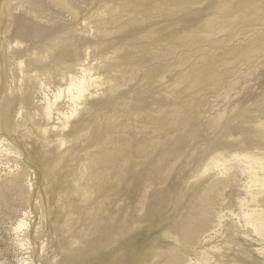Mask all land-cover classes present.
I'll return each mask as SVG.
<instances>
[{"label": "rangeland", "instance_id": "rangeland-1", "mask_svg": "<svg viewBox=\"0 0 264 264\" xmlns=\"http://www.w3.org/2000/svg\"><path fill=\"white\" fill-rule=\"evenodd\" d=\"M0 1V264H162L216 172L238 166L229 153L264 151V0H64L75 16L52 0ZM17 51L53 91L89 52L112 83L65 128L35 81L21 88ZM194 70L206 82L182 81ZM214 153L224 164L203 174ZM241 197L233 179L209 217L239 213ZM239 220L227 213L203 245L212 264H264V240Z\"/></svg>", "mask_w": 264, "mask_h": 264}, {"label": "bare ground", "instance_id": "bare-ground-1", "mask_svg": "<svg viewBox=\"0 0 264 264\" xmlns=\"http://www.w3.org/2000/svg\"><path fill=\"white\" fill-rule=\"evenodd\" d=\"M52 1L57 5L67 8L70 14L74 16L77 15V13H75V10L72 9L70 5L66 4L67 3L66 1L65 2L64 0H52ZM1 11H2V7L0 8V14ZM0 25H1V18H0ZM15 43H16L15 46H19L20 41L15 40ZM8 47L9 49H14L11 41H8ZM89 53L87 54L88 57L86 58V60H88L90 57ZM19 55H21V53L17 51L14 56H16L15 58H19L17 60V67L21 72V77L19 79L21 88L22 86H24L27 79L35 81L38 87H40V89L43 90L44 92L45 103H46L45 104L46 107L44 108V111L46 117L48 119L53 118L54 110H57L59 113L58 116H63V118H65V123H64L65 128L68 127L71 119L75 118V116L78 115L79 109L81 108L80 107L81 104L86 102L85 100H87V98L94 93V90L97 92L101 88H103L106 84L112 83L111 79L107 80L101 76V74L99 73V68L95 64H90V61L86 63V60L84 61L82 60L81 57H79L77 63V72H76L77 75L71 74L69 77L64 76L63 81L65 82V85L58 86L57 88H55L56 90L53 91V88L51 86L52 81L50 79L51 77L50 73L45 74L39 70H36L35 73H33L34 75L32 76L29 75V72L34 71L35 68L30 67L27 64V62H25L22 58L18 57ZM213 72L212 74L214 76ZM4 78H5V71L0 65V93L4 89ZM187 78L195 83H197V81L206 82V79L200 73V71H196V70L187 73V75L182 76L181 79L183 82H185ZM51 93L53 95L52 97L50 96ZM65 98H68V101H70L69 110L66 112L59 111L58 106L62 101V99ZM19 109L20 110L18 114L20 116L21 115L23 116V111H21V107ZM178 113H180L179 110H176L175 115L174 116L171 115L170 117V120L173 121L174 123L178 122L179 119ZM58 118L60 119V117ZM262 124L264 125L263 122L261 123V125ZM47 132H48V128L46 127L44 129V133L47 134ZM64 140L65 139H63L62 141L64 142ZM3 142H4L3 139H0V154H2L3 152H8L9 150L8 148L3 149L4 145L1 146ZM258 146L261 147V143H259ZM242 152H244L243 149L240 152H234V153L231 152L232 154L229 153V155H232L233 159H237L238 166L234 168V171H232V173L230 171L233 169L229 170V166L228 168L224 167L223 171L219 169V172L218 171L216 172V176L218 177H215L214 180H212L208 184L206 188L208 191L205 192L206 195L201 194L202 195L201 196L202 198H200L201 205L199 204V206L197 207V211L193 212L192 214L190 213L191 215L189 216V218L187 220L182 221L179 232H177V235L175 237L177 241V243H175L176 245L174 247H170L169 249L162 251V255H161L163 258L162 264H212L211 253L208 249L204 248L203 245L209 243V241L214 238L223 236L225 231L224 229L226 228L225 218L227 216V213H229L232 216V218H238V219L240 218L239 222L242 224L241 226L243 229H246L248 231V228H252L253 232H255V235L259 236L261 241L264 240V151L262 152L261 150L258 154H254V153L250 154V153H242ZM226 156L228 157V155ZM223 157H224V153L212 154L208 159L209 162L207 161L205 167H202L203 168L202 173L206 174L208 171L217 168L220 165V163H222L224 159ZM227 160H229V158ZM245 162H247V165H244ZM254 162L257 163L253 164ZM26 170L27 169L25 167H20L19 173L13 178L8 180L10 186L14 188L18 183L19 177L23 176ZM200 173L201 172H199V174ZM233 179L243 182V186L247 195V197H241L239 199L240 212L236 213L235 210L229 209L230 207L227 208L228 211L225 212L226 210L225 208L228 207L227 205L225 207H221L215 215L216 218L212 220L208 215L209 204L214 205L217 202L216 199L219 200L221 197H223L226 189L229 187L230 182ZM244 179L245 181H243ZM204 205L205 207H207L205 211H203ZM24 223L25 221L21 219L20 223L18 224L19 225L18 228H22L25 225ZM199 244L200 247H202L203 249L198 251L197 247L196 248L194 247L195 245H199Z\"/></svg>", "mask_w": 264, "mask_h": 264}]
</instances>
